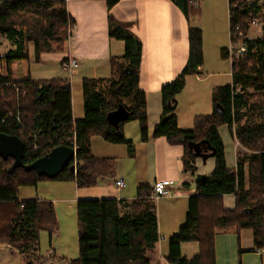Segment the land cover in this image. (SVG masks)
I'll return each instance as SVG.
<instances>
[{"label": "trees", "instance_id": "16d2710c", "mask_svg": "<svg viewBox=\"0 0 264 264\" xmlns=\"http://www.w3.org/2000/svg\"><path fill=\"white\" fill-rule=\"evenodd\" d=\"M107 1L111 9L120 0ZM172 1L189 17V0ZM263 2L229 0L231 44L238 43L242 33L249 51L243 57L233 58L232 85L213 91L216 110L212 114L198 116L194 129L182 130L176 110L171 108L184 90L187 76L197 74L205 65L202 29L190 28L188 63L177 80L162 88L165 108L153 138L164 137L173 146H183L184 173L193 178L197 158L191 154L189 143L208 141L215 150L213 173L196 184V194L189 199L186 223L169 241L168 264H217L216 235L224 228L236 229L239 235L244 230L252 231L255 248L264 249V35L254 40L248 38L256 20H264ZM74 25L66 0H0V44L6 40L13 45L5 56H0V132L23 140L26 164L59 146L78 150V171L66 167L55 179L24 169H18L11 177L8 169L13 160L0 159V246L7 244L23 255L30 249H39L41 232H48L52 239L59 224L53 202L20 201V188L36 187L43 180L76 182L79 188L96 186L101 178L115 177L116 161L92 154L93 137L113 145H126L134 156V144L125 137L123 127L137 120L141 141L150 139L147 98L139 81L143 46L115 21H109L110 38L122 40L124 56L111 59L110 78L83 81L82 118H73L69 80L31 77L30 45L34 46L38 62L44 54L63 52ZM221 53L229 59L228 49ZM239 87L244 94L237 91ZM249 89L253 92H247ZM119 106L133 115L116 130L107 116ZM222 126H228L240 146L251 152L247 159L238 156L236 169L227 165L219 133ZM226 195H235L234 209L225 207ZM76 208L79 256L67 264H152L148 252L160 241L152 187L139 186L137 197L131 201L79 200ZM184 243H197L199 252L192 258L185 257L181 250Z\"/></svg>", "mask_w": 264, "mask_h": 264}, {"label": "crops", "instance_id": "0c3cea01", "mask_svg": "<svg viewBox=\"0 0 264 264\" xmlns=\"http://www.w3.org/2000/svg\"><path fill=\"white\" fill-rule=\"evenodd\" d=\"M67 4L68 12L75 21V25L72 28L68 42H66V48L63 52L42 55L40 64L43 59L50 60L53 58L59 60L61 67L62 62L69 59L77 61L78 66L75 68L70 70L62 68L68 75L60 78L71 82L74 120L84 116L83 97L82 100L81 96L79 98V94L78 98L76 97L75 87L80 88L85 79L110 78L112 75L111 59L124 56L125 44L122 40L110 38L109 21L111 19L142 43L143 56L139 81L140 88L146 93L150 136L148 142H142L141 131L139 136H130L129 134L133 132L135 126H129V123L124 124V135L134 144V156L130 155L126 145H113L106 142L103 138L101 140V137H93L91 142L92 154L97 158L115 159V177L101 178L96 186L89 188H79L76 182H69L75 191L74 202L87 199L131 201L137 197L139 186L148 185L154 188L159 181H173L174 193L168 197L161 198L156 204L157 215L161 217L163 214L173 221L171 227L168 228L170 231L167 232L170 240L186 223L189 199L196 194L195 180L198 174L205 175V177L209 176V173L205 170L209 160L206 164H204L202 159L197 160V173L193 178L190 174L184 173L182 160L185 149L183 146H173L164 137L153 138L154 129L160 124L163 108H165L162 88L177 80L188 63L189 53L191 52L189 30L190 28H197L194 25L195 20L199 23L205 17L210 16L213 18L216 16L215 14L219 13L221 19H223V14H225L226 24L228 25L229 0H203L200 5L191 6L189 17H186L172 0H120L111 9L107 0H68ZM199 28L202 29V27ZM203 29L205 65L198 69L197 74L189 75L186 78V88L197 85L199 94L202 92L203 84L229 74V66L225 61L226 59L223 58L221 62L216 59L215 63L210 61L205 50H207L211 40L207 37L204 27ZM220 34L221 36H217L214 41V45L219 52L225 49L228 44V33H226V36L221 32ZM214 67L221 68L219 73H213L215 72ZM31 71L32 69L30 68L29 72ZM31 77L35 79L32 72ZM218 81L216 80V82ZM216 88L218 87L215 86L211 91L212 96ZM200 97V95L197 97L196 104L190 112V118L193 119L192 129L195 127V119L198 116L212 114L198 111V109L203 108ZM178 106H180V102ZM185 117L186 113L177 117L179 128L192 130L182 127V124L187 123ZM219 133L224 142L227 165L230 169H236L238 154L241 153L240 148L237 146L239 142L231 134L228 126L220 127ZM213 162L212 168L214 171L215 161ZM122 178L126 182V187L119 189L116 187L115 182ZM17 197L20 200L19 194ZM40 197L41 195L37 192V197L29 201L38 200ZM231 198L234 199L233 205L226 202L227 199ZM163 200L167 202L161 204ZM224 201L226 208H235V195H226ZM160 222L162 224V219H160ZM161 230L162 226L159 227L158 231L160 235ZM160 243L159 241L154 249L148 252L152 264L153 260H158L157 264H168L166 258L169 254V249L167 252L160 253L163 251ZM185 249L190 253L185 254ZM0 250H11L14 254L23 256L20 251L13 249L7 244L1 245ZM181 250L185 257L192 258L199 252V246L197 243H184ZM240 251L242 252L240 253ZM51 252H55V255L59 257L55 250L52 249ZM215 257L217 264H264V254L259 253L258 249L255 248L253 233L250 230H244L239 235L236 229L233 228L220 229L216 235ZM62 258L69 259L63 256ZM22 259L24 258L22 257Z\"/></svg>", "mask_w": 264, "mask_h": 264}, {"label": "rangeland", "instance_id": "374dc122", "mask_svg": "<svg viewBox=\"0 0 264 264\" xmlns=\"http://www.w3.org/2000/svg\"><path fill=\"white\" fill-rule=\"evenodd\" d=\"M220 2V1H218ZM264 5V2H263ZM264 9V6H263ZM216 16L211 18L210 16L205 17L203 21L196 22L195 24L197 28L203 27L205 28V31L207 32V37H209L210 44H208L207 55L210 58V61L212 63H215L216 59H218V62L223 61L222 53L217 50L216 46L214 45L215 38L218 36L220 37L221 33H223L224 36H226V33H228V44L225 47V49H229L231 46L230 41V33H229V20L228 25L226 24V17L225 14H223V19H221V16L219 13L215 14ZM261 16H264V12ZM257 19L255 24L251 26L250 32H249V39L254 40L264 35V20ZM201 23V24H200ZM203 23V24H202ZM201 29V28H199ZM204 30V29H203ZM12 43L2 40L0 44V56H5L9 50L12 48ZM30 58L31 62L28 63L30 65V68L32 69V75L35 79H52V78H62L65 77L64 75H68L66 72L63 71L61 64L59 60L56 59H43L42 63L37 61V56L34 50L33 44L30 45ZM229 66V74L226 76L219 77V79H214V81H209L202 85L201 93H198L197 85H193L190 87L185 86L184 90L180 92L178 95V104L180 102V106L177 105L176 109V115L181 116L184 113H186L185 120L187 123L182 124V127L184 129H192L193 128V119L190 118V112L193 110V106L196 104L197 97H200V100L202 102L203 108L198 109V111H202L203 113H213L216 110V107L213 102V96H212V90L213 88L220 86H230L232 85V66L229 59L225 60ZM216 65V64H215ZM215 72L213 73H219L221 68L214 67L213 68ZM219 75V74H218ZM216 80H219L216 82ZM187 85V84H186ZM200 87V86H199ZM239 93L244 94L245 91H243L242 87H239L237 90ZM247 92L252 93L253 90L249 89ZM83 96L82 86L78 88L75 87V95L78 98ZM84 103V99H83ZM129 123V126H135L133 132H130V136L136 135L139 136L140 134V127L139 122L137 120H132ZM101 140H103L101 138ZM238 148H240L241 153L238 154V156L248 158L251 155V152L247 149L240 146V143L237 145ZM198 160V159H197ZM213 158L209 159L208 164L206 165V172L211 175V171H213ZM202 163V161H201ZM211 164V165H209ZM197 167V166H196ZM197 173V172H196ZM211 173V174H210ZM69 182H61V181H51V180H43L40 181L36 187H22L19 190V196L21 201H29L30 199H35L37 197V192L41 197V199H47L48 201H51L54 203L55 211L57 215L58 220V230L53 235V238L50 239L49 233L43 231L40 233V243H39V251L30 249L26 255H23L22 259L21 256L18 254H14L11 252V250H0V264H67L69 259H75L79 256V241H78V220H77V201L74 202L75 199V191L70 185ZM67 186V187H66ZM44 197V198H43ZM154 200V198H153ZM167 200V199H166ZM163 200L161 204L166 203L167 201ZM231 200V201H230ZM155 201V200H154ZM226 202H229L233 205L234 199H227ZM158 204V202H156ZM158 216V215H157ZM158 216L159 221V227L162 226L161 235H160V245L163 248V251L160 253H163L164 251L167 252L169 249V238L170 236H167V232L169 227H171L173 221L171 218L161 215V217ZM160 219H162V224L160 222ZM196 246L195 244H193ZM55 250L59 257H68L69 259L65 258H59L55 255V252H51V250ZM169 251V250H168ZM185 254H189L190 252L185 249ZM49 253H52V258H49ZM191 255V254H190ZM157 261L153 260V264H157Z\"/></svg>", "mask_w": 264, "mask_h": 264}, {"label": "water", "instance_id": "95a60500", "mask_svg": "<svg viewBox=\"0 0 264 264\" xmlns=\"http://www.w3.org/2000/svg\"><path fill=\"white\" fill-rule=\"evenodd\" d=\"M127 70V73H130ZM178 100H174L171 106L172 110L177 109ZM217 111L223 114V110L217 106ZM133 112H129L123 106H119L114 112L108 114L107 119L111 126L116 130H120L121 124L127 122ZM191 154L202 159L204 164L215 155V150L208 141L200 143H189ZM77 148L69 146H59L53 149L46 156L36 161L26 164L24 162L25 144L18 136L8 135L0 132V159L7 161L13 160V164L8 169V175L13 176L18 169H24L27 173L35 172L39 177H47L49 179L57 178L66 167H70L73 172L78 171V163L76 162ZM205 179V175L197 176L195 183L199 184Z\"/></svg>", "mask_w": 264, "mask_h": 264}, {"label": "built area", "instance_id": "2783aa9c", "mask_svg": "<svg viewBox=\"0 0 264 264\" xmlns=\"http://www.w3.org/2000/svg\"><path fill=\"white\" fill-rule=\"evenodd\" d=\"M68 1V0H66ZM203 2V0H189V4L191 6L193 5H200ZM238 30V28H237ZM241 36V40L236 43V44H231L230 48L228 49V57L229 60L232 62L234 57H243L245 56L248 51H249V47L247 45V43L245 41H243V39H245L246 36H244L242 33H239ZM249 38V35H248ZM78 66V63L76 60H68V61H64L62 62V68L64 70H70L71 68H75ZM36 149V148H35ZM115 185L117 188L122 189L126 187V182L125 180L119 179L116 180ZM174 182L173 181H159L155 184L154 188H153V198L155 200V202L159 201L161 198L163 197H168L170 195H172L174 193ZM176 192V190H175ZM259 253L264 254V249L263 250H258ZM53 254L49 253L48 257L52 258Z\"/></svg>", "mask_w": 264, "mask_h": 264}]
</instances>
